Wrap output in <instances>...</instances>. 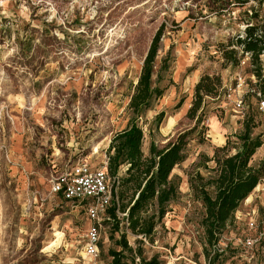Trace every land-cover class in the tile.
I'll return each mask as SVG.
<instances>
[{"label":"rangeland","instance_id":"1","mask_svg":"<svg viewBox=\"0 0 264 264\" xmlns=\"http://www.w3.org/2000/svg\"><path fill=\"white\" fill-rule=\"evenodd\" d=\"M251 24L264 25V0H0V264H90L85 204L54 195L51 183L82 160L94 168L106 162L108 170L111 140L134 118L130 100L162 27L157 61L168 55L171 60L159 85L168 89L138 119L145 157L152 142L162 149L195 125L187 113L202 77H219L222 95L204 98L205 140L200 143L195 136L188 160L174 170L182 180L181 197L170 205L152 241L138 243L141 238L127 230L122 214L120 228L148 260L208 264L206 251L215 254L202 226L205 208L190 188L189 175H211L201 155L212 158L226 145L229 154L236 153L237 135L249 118L254 134L264 140V113L255 98L258 81L250 58L239 51L236 66L222 51ZM241 98L243 111L236 106ZM161 113L165 118L157 129ZM263 159L264 146L251 165ZM261 185L220 236V263H248L250 255L254 260L248 264L264 263L260 251L247 252L238 243L253 234L251 218L264 228ZM110 186L115 190L117 180L111 179ZM112 225L100 230L102 264L112 261Z\"/></svg>","mask_w":264,"mask_h":264},{"label":"trees","instance_id":"2","mask_svg":"<svg viewBox=\"0 0 264 264\" xmlns=\"http://www.w3.org/2000/svg\"><path fill=\"white\" fill-rule=\"evenodd\" d=\"M254 18H258L257 12ZM163 32L162 27L154 37L134 88L129 104L134 118L126 129L113 136L107 151L108 174L111 179H117L116 192H113V201L107 210L108 218L102 223L103 228L105 224L113 223L111 240L114 247L109 250L112 261L108 264H161L158 257L148 260L143 257L141 247L134 249L129 245L126 232L120 228L119 214L124 216L127 230L141 238L138 243H142L144 239L152 241L155 230L168 214L170 205L181 197L182 180L173 175L174 170L188 160L189 147L195 136L200 143L205 140L208 130L202 126L200 114L203 112L204 98L219 99L222 95L219 77H202L195 87V99L187 113V118L195 121V125L180 133L162 149L152 142L150 156L145 157V134L138 119L152 110L168 89L159 85L164 80V74L170 70L171 60L168 55L160 64L157 61ZM222 51L224 59L236 66L239 51L250 58L252 75L258 81L255 96L258 93L261 95L253 97L257 99L260 110V102H264V63L261 59L264 56V25H248L244 35L230 40L228 45L222 46ZM169 82L170 85L174 84L171 79ZM182 104L183 102L176 108H180ZM164 118L165 113L156 117L157 129ZM255 128L253 118L244 121L243 131L237 135L240 146L236 153L229 154L226 145L217 148L212 158L201 155V162H205L204 168L211 173L208 178L199 172L189 175L190 188L205 208L202 226L207 244L215 254L210 257V253L206 251L208 264H222L219 259L224 251L219 252L217 249L220 236L234 223L242 203L264 182V159L257 166L251 165L257 151L264 146L262 135L254 134ZM210 162L215 163V167L209 168L207 164ZM124 168L125 172L122 174ZM116 233H120L119 239L115 238ZM99 247L101 250L102 243Z\"/></svg>","mask_w":264,"mask_h":264},{"label":"built area","instance_id":"3","mask_svg":"<svg viewBox=\"0 0 264 264\" xmlns=\"http://www.w3.org/2000/svg\"><path fill=\"white\" fill-rule=\"evenodd\" d=\"M258 97L261 95L258 93ZM238 110H244L243 99L237 100ZM260 110L264 113V102H260ZM117 180V179H115ZM111 178L107 171V163L101 168L92 167L87 161H79L67 172L53 179L51 192L54 195H61L68 203H83L89 221V228L86 233L85 255L89 258L90 264H102L99 250L100 230L102 223L108 218L107 210L113 201V187L110 186ZM250 233L238 243L247 252L260 251L264 257V228L261 230L258 223L251 218L248 222ZM219 252H223L220 245ZM254 260L250 255L248 263Z\"/></svg>","mask_w":264,"mask_h":264},{"label":"crops","instance_id":"4","mask_svg":"<svg viewBox=\"0 0 264 264\" xmlns=\"http://www.w3.org/2000/svg\"><path fill=\"white\" fill-rule=\"evenodd\" d=\"M187 108H189V106H188ZM175 123H176V118H174L172 124L174 125ZM259 150H260V149H259ZM260 186H262V185L260 184V185H259L254 191H255V192L259 191ZM251 200H252V194L248 197V199H247L245 202L249 203Z\"/></svg>","mask_w":264,"mask_h":264}]
</instances>
